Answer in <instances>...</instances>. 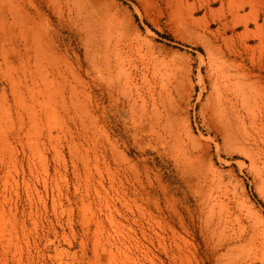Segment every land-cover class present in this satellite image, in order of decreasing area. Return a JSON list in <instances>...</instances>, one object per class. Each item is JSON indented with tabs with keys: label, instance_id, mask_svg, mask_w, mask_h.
<instances>
[{
	"label": "rangeland",
	"instance_id": "obj_1",
	"mask_svg": "<svg viewBox=\"0 0 264 264\" xmlns=\"http://www.w3.org/2000/svg\"><path fill=\"white\" fill-rule=\"evenodd\" d=\"M75 1L0 0V264H264V132L225 143L210 87L264 91V0Z\"/></svg>",
	"mask_w": 264,
	"mask_h": 264
},
{
	"label": "bare ground",
	"instance_id": "obj_2",
	"mask_svg": "<svg viewBox=\"0 0 264 264\" xmlns=\"http://www.w3.org/2000/svg\"><path fill=\"white\" fill-rule=\"evenodd\" d=\"M228 3L230 6L233 5L231 2ZM76 5L79 15L84 14V19L87 21L86 23L89 25L91 22L93 23V21H91V16H93L94 13L91 15L90 12H93L95 8L93 10L84 8L83 0H77ZM235 7H239V5ZM240 9L241 8H234L233 10L232 8L230 12L231 21L234 22V25H238L243 22L247 27V23L249 21L247 17H249L250 14L243 15L240 13ZM97 13L98 11L96 12V17L99 16ZM249 32L248 28H245V31L242 34L245 35ZM237 57L242 58L241 51H237ZM223 63V66L215 69V75L211 81L210 87L213 89L211 92H214L213 94L215 95V102L213 105L211 104V114L221 125L219 127H221L225 143L227 142L228 144L237 147L240 151L242 150L249 154H259L261 150L259 146V136L264 132V123L260 118V108H262V105L264 106V91L262 90V86L259 82L260 79H251L256 77V74H254L255 67H252L250 70H246L243 60L238 61V59L235 58L233 60H229V62L227 61V63ZM111 67L112 66L110 65L104 68L108 77H112L113 70H111ZM257 68L260 71L263 70L262 66H257ZM121 73H124L125 77L128 78L127 76L129 73L125 72L124 68H120L117 72V74ZM258 75L260 76V74ZM118 76L119 75H117V77ZM113 86L114 84H112V87ZM215 120L214 122H216ZM166 123H168V118L166 119ZM167 125L168 124L164 125V127Z\"/></svg>",
	"mask_w": 264,
	"mask_h": 264
}]
</instances>
